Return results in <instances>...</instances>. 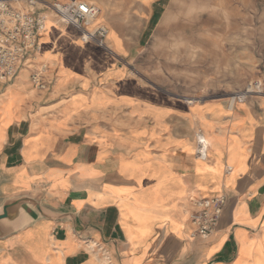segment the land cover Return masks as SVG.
<instances>
[{
	"label": "crops",
	"instance_id": "1",
	"mask_svg": "<svg viewBox=\"0 0 264 264\" xmlns=\"http://www.w3.org/2000/svg\"><path fill=\"white\" fill-rule=\"evenodd\" d=\"M56 1L67 0L36 11L76 32L38 60L53 84L34 85L36 65L0 83V97L9 87L21 96L0 110V207L29 196L54 217L26 206L24 226L0 237V264H264V95L191 102L140 73L156 34L181 27L195 0L177 19L175 0H85L99 7L86 27L108 28L103 45L58 22ZM225 1L242 33L237 75L264 83V0ZM222 193L218 227L193 237L189 196Z\"/></svg>",
	"mask_w": 264,
	"mask_h": 264
},
{
	"label": "rangeland",
	"instance_id": "2",
	"mask_svg": "<svg viewBox=\"0 0 264 264\" xmlns=\"http://www.w3.org/2000/svg\"><path fill=\"white\" fill-rule=\"evenodd\" d=\"M184 3L185 0H175L172 4L175 19ZM201 5L203 16L199 24L201 14L198 9ZM16 6L29 9L26 2H23V6ZM45 16L37 60L56 56L60 47L69 42L72 33L76 32L71 25L60 27ZM238 19V14H228L225 0L192 1L181 27H169L156 34L139 62L142 77L158 87L170 85L172 94H185L195 101L214 98L229 100L232 97L233 105L236 102L234 96L241 92L244 84L246 86L260 79L258 75H237L243 64L240 55L243 46L238 44L242 37L236 26ZM196 23L197 28L190 29ZM198 40L201 42L195 44L194 41ZM252 67L257 68V63H253ZM8 89L0 97V110L10 109L21 99L12 87ZM34 94L33 91L31 98Z\"/></svg>",
	"mask_w": 264,
	"mask_h": 264
},
{
	"label": "built area",
	"instance_id": "3",
	"mask_svg": "<svg viewBox=\"0 0 264 264\" xmlns=\"http://www.w3.org/2000/svg\"><path fill=\"white\" fill-rule=\"evenodd\" d=\"M19 1H25L29 9L24 10L16 6ZM41 1L0 0V83L13 80L17 71L23 67L36 65L32 73L34 85L39 89H48L53 84L48 65L37 60L41 30L46 18L43 13L36 11V6ZM51 8L58 22L76 26L85 40L104 44L108 34L105 25H95L92 29L86 27L93 24L99 14L96 4L85 0H67L56 1ZM263 89V81L256 79L234 97L236 101H244L248 96L264 93ZM203 135L201 130L196 133L198 153L205 157ZM226 205L227 195L224 193L214 196H189L187 217L191 224L190 234L193 237H210L218 227Z\"/></svg>",
	"mask_w": 264,
	"mask_h": 264
},
{
	"label": "water",
	"instance_id": "4",
	"mask_svg": "<svg viewBox=\"0 0 264 264\" xmlns=\"http://www.w3.org/2000/svg\"><path fill=\"white\" fill-rule=\"evenodd\" d=\"M26 206H33L42 215L54 217L42 206L37 200L29 196L12 197L5 200L0 207V237H6L19 229L25 224L24 210Z\"/></svg>",
	"mask_w": 264,
	"mask_h": 264
},
{
	"label": "bare ground",
	"instance_id": "5",
	"mask_svg": "<svg viewBox=\"0 0 264 264\" xmlns=\"http://www.w3.org/2000/svg\"><path fill=\"white\" fill-rule=\"evenodd\" d=\"M23 2H25V1H19V2H17V4L19 5V6H23ZM45 25V24H44ZM44 25H43V28H44ZM42 28V29H43ZM52 31V30H51ZM50 31V32H51ZM49 32V31H48ZM45 34V33H44ZM47 36V35H46ZM40 39H41V37H40ZM84 39V38H83ZM91 41V40H90ZM82 42V41H81ZM84 42V41H83ZM87 42V41H86ZM39 43H42V41L40 42V40H39ZM40 46V45H39ZM132 49V48H131ZM77 51V50H76ZM76 60V59H75ZM72 61V60H71ZM74 61V60H73ZM9 90V89H8ZM12 92V91H11ZM264 92V91H263ZM9 93H10V91H9ZM195 100H192L191 102H194ZM2 103H4V102H2ZM203 138H204V141H205V146H206V148H207V145H208V137L206 136V135H203ZM210 140V139H209ZM206 151H207V149H206Z\"/></svg>",
	"mask_w": 264,
	"mask_h": 264
}]
</instances>
